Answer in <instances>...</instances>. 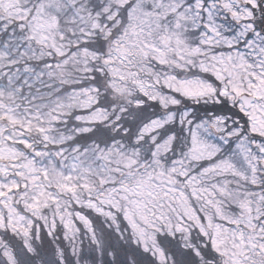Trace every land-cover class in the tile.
Masks as SVG:
<instances>
[{"label": "snow or ice", "instance_id": "snow-or-ice-1", "mask_svg": "<svg viewBox=\"0 0 264 264\" xmlns=\"http://www.w3.org/2000/svg\"><path fill=\"white\" fill-rule=\"evenodd\" d=\"M0 264H264V0H0Z\"/></svg>", "mask_w": 264, "mask_h": 264}]
</instances>
